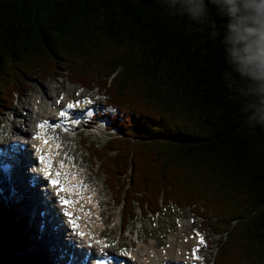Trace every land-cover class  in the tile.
Here are the masks:
<instances>
[{
  "label": "trees",
  "instance_id": "trees-1",
  "mask_svg": "<svg viewBox=\"0 0 264 264\" xmlns=\"http://www.w3.org/2000/svg\"><path fill=\"white\" fill-rule=\"evenodd\" d=\"M223 23L215 9L203 24L175 16L162 0H0V113L32 76L66 71L97 88L113 132L88 149L123 229L138 209L176 204L220 234L214 264H264V127L248 126L224 79L211 35ZM11 210L2 198L0 264H32L27 219Z\"/></svg>",
  "mask_w": 264,
  "mask_h": 264
},
{
  "label": "bare ground",
  "instance_id": "bare-ground-1",
  "mask_svg": "<svg viewBox=\"0 0 264 264\" xmlns=\"http://www.w3.org/2000/svg\"><path fill=\"white\" fill-rule=\"evenodd\" d=\"M57 87L58 85H55L53 87L54 91L45 89L46 98L49 99L52 98L53 94L56 93ZM81 95L83 96L85 95L86 98L80 103H77V101L80 100V98L82 97H78L77 99H71V98L69 99L66 97L63 100L53 101L51 105H49V107L42 106L38 110H36L35 105L31 103V100H29L28 103L24 104V105L29 104V106L27 107L28 111L26 113L21 112L22 110L20 108L16 109V112L19 113L20 116H23L22 124L26 125L27 129L25 130L23 128H17L15 124L14 125L12 124V127H14V129L11 131H14L13 132L14 135L12 134L11 136L10 135L7 136L5 134L7 132H4V135L6 136H3L4 141L0 142V145H3L7 142L13 143L17 141L21 145L19 150L22 152L23 149L22 145H24L22 140H26L29 143L28 149L31 150L35 149L40 154L43 153L44 149H50L52 153H55L56 151V153L59 154V151H57L55 147L56 146H58L59 148L63 147V151H61V153L67 154L68 158H65L64 155L62 156L60 155L61 159L60 162L57 161V164L60 165L61 162L62 163L64 162V166H62V168L68 171L67 181L64 182V184L72 183V185L69 186V188L66 191V193H69L75 199V202L73 201L74 203L72 204L73 207L72 209L64 208L59 204L60 196L66 195V193L60 194L54 187H51L52 191H51L50 203H45L41 200V198L39 199V196L37 195L36 191L33 190L32 192L26 189L24 187L26 184L24 185L20 180H17V182L14 183V187L8 188L7 191L13 202L18 203L20 207L29 214L31 218V227H32L31 238L37 232L36 230L33 229V227L36 225L35 223H37V220L39 221L40 227L41 226L44 227V229H41V236H40L41 239L39 240H43L44 242L46 240H49L47 244H51L52 241L56 242L59 237V231L62 230L63 227H65L71 232L70 234L71 239H73L75 243L74 245L77 246L75 248L76 255H79L82 248H86L87 246V249L91 253H95L96 256L101 257L102 252L109 251L108 250L109 243L107 240L104 241L103 239L105 237V231H107L106 223L108 221L107 220L108 218L104 216V211L101 209L102 205L105 204L106 201L102 202L101 200L98 199L97 189L91 187L88 183L89 181L88 179L90 176L87 177V175H85L86 177H84L83 172L80 171V164L79 162L77 163L75 159L76 150L73 151L64 143L63 144L57 143L56 145H53V147L50 146V144L48 146H43L40 145L37 142V140H35L34 138V132L38 131L37 129L39 122H48L50 126L52 125L54 127H56V125L59 123H61L62 125L69 126L70 122H68L69 124L65 123L63 119V115H59L61 109H63V113L67 114V116L70 113H74V115L77 116L82 115V111L75 113V111H73L74 110L73 106L78 105L81 108H83L85 105L86 109H88L89 103L92 99H91V95H88L87 93L86 94L83 93ZM69 105H71V107H69ZM37 116H43V119H37ZM91 122L92 119H87L85 123L90 124ZM76 129L77 128H75V130ZM70 139H71V135L62 133V140L68 142ZM77 143L79 145L80 140H78ZM28 153L29 152H27V154ZM12 158H14V160ZM10 160L13 161V163H19V165L23 164V160L21 159V156H19V154L14 155L13 157L8 159V161ZM14 167L19 169L18 164H15ZM24 167L25 166H23V168ZM17 169L15 170L17 171ZM24 171H26L25 168ZM0 183L4 187H6L8 184V182L5 180H3V182L0 181ZM39 208L40 209L45 208L42 214H40L41 212L39 213ZM68 212H73L75 215L81 214L83 216L82 220L80 221L75 220L77 225H79V227H75L71 223V221L74 218H69L66 215V213ZM52 214L57 215L59 217V220L62 221L61 224L63 227H60L59 230H55L54 227L52 226L51 216H50ZM77 230L86 231L87 233L85 237L83 238L79 237L77 235ZM181 234L183 236V240L172 239L170 246L171 248L167 250L166 248L158 249L157 248L158 246L156 247L154 244H151L150 247L149 246L143 247V245L140 244L137 249H133L132 247L130 249L127 248L128 251H126L125 253L124 251L119 250V256L121 258L120 264H122L123 262L128 264H163L165 261L168 262L169 264H190V260L192 259L194 253H197V248L201 246V242H200L201 238H199L198 235H196V237H192L188 235V232L186 235L182 232ZM203 240L205 242V239ZM57 243L58 244H54L52 248H49L52 255L60 254L61 252L60 251L61 245L59 242ZM35 246L31 245L28 249H26V252L28 254H31L32 252L37 253L38 251L43 250V253H49L47 251L48 248L44 250L43 247H40V244L39 247L38 246L35 247ZM33 248L35 249V251H32L34 250ZM120 251L123 253H121ZM82 256L83 257H81V260L84 263L88 264L90 261V257L87 256V253H85V255L83 254ZM168 257L170 259H168Z\"/></svg>",
  "mask_w": 264,
  "mask_h": 264
},
{
  "label": "rangeland",
  "instance_id": "rangeland-1",
  "mask_svg": "<svg viewBox=\"0 0 264 264\" xmlns=\"http://www.w3.org/2000/svg\"><path fill=\"white\" fill-rule=\"evenodd\" d=\"M60 72L61 71H59V74L55 77L40 76L41 78H43L41 79L36 75L27 78L23 82L25 84L23 86V91L16 96L14 104L11 107L1 110L0 142L4 141L3 136H11L13 134L14 131H11L14 129V127H12V124H15L17 128H23L25 130L27 129L26 125L22 124L23 116H20V114L16 112V109L20 108L22 110L21 112L26 113L28 111L27 107L29 106V104H24L28 103L29 100H31V103H33L36 107V110H38L42 106L49 107V105H51V103L55 100H63L66 97L69 99L85 97V95H81L83 93L91 95L97 102L94 104V107L91 106V108L88 111H85V113L82 115V122L79 124L81 133L79 135L76 134V136H71V139L68 142H66L65 140L63 141L64 144L71 148L73 151L76 150L75 159L76 162H79L80 164V171L83 172L84 177H86L85 175H87V177L90 176L88 179V183L91 187L97 189L98 199L102 202L106 201V203L102 205L101 209L104 211V216L108 218V221L106 223L107 231H105V237L103 239L104 241H108L109 251L118 252L119 250H121L125 253L131 247L133 249H137L140 244L143 245V247H150L151 244H154L156 247L158 246V249L166 248L167 250L171 248L170 246L172 239L183 240L181 232L185 235L188 232V235L196 237V230L198 229L204 234V238L208 243V247L200 249V252L204 257V262L205 264H213V258L216 251L215 249H217V241L220 234L212 231L211 228L203 227V218L194 216L193 214H191L190 210L182 206L179 207L176 204H172L171 206L163 208V212L161 213V215H150L148 217H145L138 209L139 214L137 218H135L136 221H132L126 231L122 230L121 208L120 206H116V203L114 202L115 197L109 190H107L108 188L105 184L104 176L101 174L97 165H94L92 163L93 161L88 149V146L89 144H91V142H96L99 145H105V143L111 137L110 134L112 132L108 128H106L108 124L107 121H104L102 119L93 118V122L90 125H86L83 123V121H86L89 115L93 112H100L102 114L108 111V109H106L105 107L106 97L102 96L101 94L99 95V91L96 88L86 90L83 89V87L78 86L77 84H70L68 81L69 73L67 74V72L64 71L62 74H60ZM55 85H58L56 93L53 94L52 98H46V90L49 89L50 91H54L53 87ZM109 110L110 113L114 112L113 109ZM37 119H43V116H37ZM4 132H7L5 133L6 135H4ZM61 136L62 133H55L56 139ZM78 140H80L79 145L77 143ZM6 196V191L1 186L0 197L6 198ZM10 205L13 207V211L10 212L11 214L16 213V216L21 217L26 214V212L16 204L10 203ZM43 209L44 208H39V213L41 212L40 214L43 213ZM35 224L36 229L35 226L33 227V229L37 232L35 236L32 237L34 239L30 244L34 246L36 245V238H38V240L41 239V229L39 226V221L37 220V223ZM16 236L20 237L19 234H17ZM48 242L49 240H46L45 242L43 240H39L40 247H43L44 250H46L47 248H49V244H47ZM32 251H35V249ZM17 255L18 254L15 250L14 257ZM168 259L170 258L168 257ZM28 261H30V263L32 262V264H40L39 260L32 259ZM41 262H43V260Z\"/></svg>",
  "mask_w": 264,
  "mask_h": 264
},
{
  "label": "clouds",
  "instance_id": "clouds-1",
  "mask_svg": "<svg viewBox=\"0 0 264 264\" xmlns=\"http://www.w3.org/2000/svg\"><path fill=\"white\" fill-rule=\"evenodd\" d=\"M175 16L207 23L212 9L224 21L212 32L228 65L224 79L243 98L249 127H264V0H162ZM215 29V25H213Z\"/></svg>",
  "mask_w": 264,
  "mask_h": 264
},
{
  "label": "snow or ice",
  "instance_id": "snow-or-ice-1",
  "mask_svg": "<svg viewBox=\"0 0 264 264\" xmlns=\"http://www.w3.org/2000/svg\"><path fill=\"white\" fill-rule=\"evenodd\" d=\"M69 107H71V105H69ZM61 115H65V114H64V113H61ZM44 126H45L44 124H40V125H39V127H41V128H43ZM36 139H40V137L37 136ZM45 143H47V140H45ZM44 159H45V158H44L43 156H40V157H39L40 162H44ZM47 175H51V173L48 172ZM57 175H59V173H57ZM51 184H52L53 187L58 186V185H59V181H58V180H51ZM60 191H61V192H63V191H67V189L61 188ZM62 203L65 204V205H68V204H71V203H74V202H73V201H68L67 199H65V200L62 201ZM66 215L71 216V213H66ZM71 223H72L75 227H79V225H77L75 219H73V220L71 221ZM81 235H83V234H81ZM200 242H201V243H204L203 238H201V241H200ZM197 251H199V249H197ZM196 258L199 259L200 257L197 256Z\"/></svg>",
  "mask_w": 264,
  "mask_h": 264
}]
</instances>
